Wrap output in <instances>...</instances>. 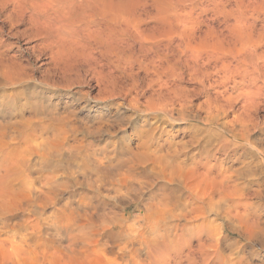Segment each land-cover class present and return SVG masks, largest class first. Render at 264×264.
<instances>
[{
	"label": "bare ground",
	"instance_id": "6f19581e",
	"mask_svg": "<svg viewBox=\"0 0 264 264\" xmlns=\"http://www.w3.org/2000/svg\"><path fill=\"white\" fill-rule=\"evenodd\" d=\"M57 3V0H0V22L3 23V25L0 26V86L11 88L14 91L18 88L27 87L32 81H35L34 74L29 71L32 63L34 60L36 62V60L41 58L44 54H48L51 58L50 63H52L53 66L51 65L52 67L42 73L43 75L38 79L41 84L51 87L53 92L56 93L61 88L70 89V87H73V84L75 85L76 83H79L80 85L83 83L85 84L87 82V74H89L92 78H96L98 82H96L98 84V91L95 95H92L87 91L82 92L83 94L81 97L85 98V104L90 105V102L92 101L98 103L103 101L111 108L115 107L116 100L120 99V101H122L121 103H123L122 105L125 104L132 113L127 115L118 114L116 116L117 119L113 121L102 115L95 119L89 118L88 120H81L78 116V111L75 108H65L60 110L59 106L48 104L47 98H43L44 100L38 98L39 100L33 101L35 102V106L33 105L34 107H31V105L30 109L27 111L28 115L26 116L24 113L21 115V121L18 120L20 123L24 121V125L26 124L27 126L25 131L23 130L22 133L19 132L21 133L19 135L21 141L27 145L28 153L26 152L24 155L30 156L34 152H38V147L42 148L43 155H54L56 160H58L59 155L65 153L80 155L86 151L85 143L89 137H117L118 130L125 131L130 127L129 134L126 131V134L116 139L113 138L112 142H108L104 147L105 150L103 153L104 155H135L138 161L144 165L145 174H152L154 178L161 181L159 185V189L162 191H160L161 195L160 197L158 196L159 198L156 197V195H152L150 200H153L154 202H152V207L150 208H153V205L160 207L164 212V221L165 219H169V217H171V220H173L172 217L177 219L185 217L189 219L188 216L191 219V214L194 212L195 207L198 205L201 207L202 204V206H205L206 203L207 205L209 204V206L222 208V215L224 212L226 213L224 215L231 219H239V217L242 216L243 209L246 208L245 206L250 205L249 201L251 198H249V200L245 199V201H248L249 203L247 202V205L245 203V206L242 205L243 209L240 207L242 212L238 210V205L242 202L241 200L244 196L241 194L245 192L243 191L241 194L239 193V191L242 190L241 185H243V181L241 180L245 177V174H248V171L246 170L251 167L250 164L252 163L249 160L250 153H252L253 150H257L264 156V150L258 146L259 142L255 137L256 134H261L263 135L262 140H264V11L248 10L245 12L242 10H223L219 8L220 6L216 8L204 6L199 8L200 10L190 12L188 15V28L184 27L177 33V35L160 25L151 29L148 36H144V33L141 32L143 37L142 40L130 50V54L127 58H125L123 54L121 55L120 50H118L115 55H112L111 53L107 54L104 52V49L99 50L102 46H100L98 50L95 49V47L90 48L88 46H82L87 54L82 58L79 57L80 59H74L71 50V54L69 55L73 56V63L69 62L70 58L65 57L66 59L63 60H69L68 62L70 64H67L65 61H63V64L61 60L63 57L60 55L62 54L64 39H66L64 33L69 34L70 29L68 32L61 34L62 36L64 35L63 40L62 38L60 39L62 36H58L60 32L56 34L57 27L58 30L61 28L63 30L65 24H60L62 26L61 28L59 23L55 24L57 23L56 21H59V18H62L61 16L59 17L58 10H60L61 7L58 9ZM116 3L117 5L115 3L113 4L116 6L121 5L120 3L118 4V2ZM70 5H72V3H70ZM84 5H86V3ZM73 7L71 9H73ZM67 11H70V9ZM84 16L88 15L84 14ZM74 17L75 15L73 18ZM87 19L88 18H86V20ZM83 20L84 19H82V22H84ZM69 22H66L65 24L67 29L70 27L68 26L69 24L67 25ZM94 22L99 23L97 20ZM70 24L72 25L74 23ZM94 24L91 26L95 27L96 25ZM79 25L81 24H78V26ZM94 27L93 29H96V27ZM73 30H75L74 27ZM78 31L80 30L78 29ZM90 31H92V29ZM96 31L97 32H94V34L98 33L97 29ZM81 32L83 33L85 31ZM118 32L121 34V31ZM100 33H98L99 35H96L95 38L102 35V33ZM68 34L67 36L69 37L70 35ZM85 35L90 37L88 30ZM92 36L93 40L90 39L91 42L95 39V35ZM72 38L73 36L71 37V40ZM11 39L17 40V53L12 52L14 42H12ZM21 39L34 41L36 44H25L24 46L20 43ZM78 39L80 40L81 37ZM82 39L84 38L82 37ZM99 39L100 38L96 39V42L97 40L98 42H102ZM61 40L63 41V45ZM66 43L67 41H65V44ZM81 43L82 42L80 41V44ZM68 48H70V44ZM68 50L70 51V49ZM76 50L77 49H75V54ZM66 53L64 54L65 56L67 55ZM23 57L27 60H23ZM46 64L49 65L48 62L42 61L41 63V65ZM24 89H22V92L20 93L24 94V97L28 99L29 96L26 95V90ZM80 100L81 99H79V101ZM142 117H145L144 122L141 125L136 123L138 122V119ZM186 120H188V123H191H189L188 127L183 128V133L184 135H188L189 143L193 146L191 149H189L190 147L187 149L185 147L186 144L182 146L183 142L177 139L175 141L173 138L175 137L173 132L174 125ZM197 122H201L203 126L198 125ZM14 124L18 125L17 121ZM24 125L22 126L23 128ZM186 130H188V132ZM207 137L209 138V141H207L206 145V142L203 141ZM118 142L122 143L123 146L121 148H118ZM135 142L136 145H134ZM0 143H2V141H0ZM93 154L97 155L99 152L95 149ZM11 155H13V153L10 144L5 142L0 150V208L4 205L8 207L10 202L11 207L13 203L15 204L14 201L17 198L18 204H20L19 198H22L23 200L32 196L28 193L31 184L30 176H34L31 175L29 159L25 157L19 161V157L16 161ZM113 157L114 156H111V159H113ZM130 161L131 160L127 162ZM22 162L23 165L25 162V166H22ZM59 164L55 163L54 168L51 166L54 173L48 181L51 180L54 186L59 184L58 175L56 173L58 172V168H60ZM249 170L252 169L250 168ZM43 171H45V169L43 170L42 168V173ZM250 174L253 175L255 172H251ZM47 175L48 174L45 176ZM112 177L111 181L113 180ZM43 186L45 187V185ZM126 187L128 188V186ZM53 192L55 193V191ZM247 192H245V194ZM252 193L254 194L255 192ZM247 195L248 194H246V196ZM250 195L249 197L252 196ZM108 197L110 198V196ZM50 198L48 199L49 201L52 200V198L51 200ZM123 199L125 200V197ZM112 200L115 201L114 199ZM119 200L118 202H121V200ZM32 201L33 200H31V202ZM189 206L191 207L189 208ZM213 207H211V209L214 210ZM11 208L13 209V207ZM203 208L202 211L204 210ZM5 209L7 208L5 207ZM160 209L157 208L156 211ZM247 209H250V207H247ZM1 210L4 209H0V212ZM9 210L11 209L9 208ZM218 210L220 211V209H217V211ZM145 212L148 211L145 209ZM12 213L13 212H11V214ZM37 213L40 212L37 211ZM256 215L257 214H255V216ZM242 217L245 218V215ZM111 218V222H113V216H111ZM149 218L150 213L145 216L146 222L151 224L150 228L148 227L147 229H151V232L155 234V237L150 235L154 238H146L148 241L143 238L147 242H145V240L143 241L146 243V247H148L149 258H151L152 262H161L160 257H165L166 249L170 250L168 247L169 244H172L170 242L174 241V238L178 239L179 244L183 247L188 246V242H190V240L188 241V236L191 237L192 234H187L188 236H185L183 234L185 226L179 225L181 223L176 225L175 223L174 225H172L173 223L161 224V218V222L159 221L161 225L159 223V225H157L154 221H148L147 219ZM200 218L204 217L202 216ZM244 218H242V221ZM258 218L260 219V217ZM115 220L118 221V218ZM169 220L167 222H169ZM251 220H254V218ZM39 223L41 224V221ZM31 224L34 225L35 223L31 222ZM203 224L205 223L203 222ZM236 224L238 227L229 226L231 228V233L235 230H240V232L243 233V225L240 227L237 221ZM260 225L262 226V224ZM157 226H163L167 232L162 235V231L160 234L157 233L159 229ZM170 228L177 231L171 233L168 231ZM259 228L261 229L260 226ZM179 230L182 232H179ZM148 231L150 232V230ZM198 231L200 230H197V232ZM244 233L247 234L246 232ZM245 234H240L244 243H241L240 240L234 241L232 239L234 241L233 244L240 248L239 251L237 250L238 254L235 257H233V252L229 253L232 254V256L229 255L232 258H229L228 252L226 253L228 258L217 252L219 254H217V257L219 256L221 261L217 259L218 261L213 263V257L207 263L264 264V262H255L253 256L258 254L256 250L252 251L248 256L239 253L248 245H251L255 240H258L260 246L264 248L263 236L260 234L257 236L251 232L248 235ZM209 235L213 236L211 235V232ZM192 237L190 239H192ZM199 238L201 237L199 236ZM22 239L24 243V238H21V240ZM10 241H12V239ZM14 241L16 240L14 239ZM23 243L21 245H23ZM206 245L207 242L203 241L198 248L204 250L206 249ZM6 246H8L7 243ZM174 246L175 248L179 247L178 245ZM17 247L19 246L17 245ZM16 249L19 251L21 250V248ZM12 250L13 248L11 251ZM171 250L173 249L171 248ZM179 250L183 251L184 249L180 248ZM24 251L21 253H24ZM28 252L24 253V255H27ZM188 255L189 254L187 253L186 257H188ZM10 257L12 258V255L9 256V258ZM208 258L209 257L204 258V262H206ZM173 259H175L174 263L176 264H181L183 261H186V259L188 260V258H185V253L184 258H182L180 253L173 257L170 255L165 258L166 261H172ZM192 264L195 263L192 262Z\"/></svg>",
	"mask_w": 264,
	"mask_h": 264
},
{
	"label": "rangeland",
	"instance_id": "374dc122",
	"mask_svg": "<svg viewBox=\"0 0 264 264\" xmlns=\"http://www.w3.org/2000/svg\"><path fill=\"white\" fill-rule=\"evenodd\" d=\"M73 1L74 2L77 1V2H75L74 4ZM57 2H58L57 8L60 9L61 7L60 10L62 11L61 12L60 10L57 9L58 14H59V17L61 16L63 18V20L62 18L58 17L59 21H56L57 23L55 24H58V23L59 25L62 23L66 24V22L70 21L69 23H67V25L69 24L68 26L70 27L67 29L66 25L64 24V27H63L64 31H63L61 28L62 26L60 25L61 29L58 30V27H57L56 34L60 32L58 36H62L61 34L64 32H68L69 29L73 31L71 32L69 30V34L67 33L68 35H70L69 36L70 39L67 36V34L64 33L66 35V36L63 35L64 37H66V39H64V45L62 41L63 36L60 37V39L62 38L61 41L63 45V49L61 52L62 54L60 56L63 58L61 59L60 56L59 58L63 62L65 61L63 59H66L68 57L70 58L69 59L70 61L69 60L68 61L72 63L74 59H78L79 57L82 58L85 54H87L83 50L82 46H88L90 48L95 47V49L97 50L100 46H102L104 48L100 47L99 50L104 49V52H106L107 54L111 53L112 55H115V53L118 52V50H120L121 55L123 54L124 57L127 58L128 55L130 54V50H132L133 47L136 44L138 45V42L142 40L143 37H142L141 32L144 33V36H148L151 29L160 25L166 28L167 30L174 32V34L177 35V33L181 31L184 27L188 28V15L190 14V12L194 10H200L199 8H202L204 6H208L209 8H216L220 6L219 7L220 9L233 10V11H241V10L245 12H247L248 10L250 11L263 10L264 11V0H122V1L121 0H89V1L81 0V2L80 0H66V2L65 0L63 1L57 0ZM116 2H118V4L120 3L121 5L116 6L117 5ZM70 3H72V5H70ZM85 3L86 5H84ZM113 3H115L116 5ZM72 7L73 9H71ZM69 9L71 12L67 11ZM84 14L88 16H84ZM74 15L76 18L75 17L73 18ZM86 18L88 19L86 20ZM60 19H61V22H60ZM82 19H84L83 20L84 22H82ZM96 20L99 23L97 22L95 23L94 21ZM70 23H74V24L71 25ZM78 24H81L79 25L80 27L78 26ZM93 24L96 25L95 27L98 30V33L100 32L102 33V35L98 36V38H100L99 40H101L102 42H98V40L96 42V39L98 38H95V37L96 35H99V34L98 33L94 34V32H97V31L96 29H93L94 26H91ZM2 25L3 23L0 22V26ZM88 25L91 27H89ZM72 26L75 28V30H73ZM78 29L80 31H78ZM89 29L90 30L92 29V31H90ZM60 30L63 32H61ZM87 30L89 32L90 37L87 36L88 34L85 35ZM81 31H85V32L82 33ZM118 31H121V34ZM71 35L73 36L72 40H71V37H72ZM92 35H95L94 36L95 39L94 41L91 42L90 39L93 38ZM80 37L81 39L79 40L78 38ZM82 37L85 40L82 39ZM11 41L14 42V45L16 44L15 46L13 45L12 52L17 53L18 52L17 43H16L17 40L11 39ZM65 41H67L66 44H65ZM80 41L82 42L81 44H80ZM20 43L24 46L25 44H28V45L36 44V42L28 41V39H21ZM69 44H70V48H68ZM71 44H72V47L73 46L76 47V48L75 47L73 48L77 49L76 50L77 58L75 54V49L71 47ZM68 49H70V51ZM71 50L73 52L72 55L74 56V59L72 55L71 56L69 55L71 54L70 53ZM65 53L67 54L66 56L64 55ZM46 55L44 54L41 58L37 59L38 61L36 60L35 62L34 60V62L32 63V66L29 68V71L32 74H34L35 81H32L27 87H24L25 89L18 88L17 90L14 91L11 88H5L3 86H0V110H1L0 112L1 113L0 114V141H2V143H0V146H1L0 150L2 148V145L5 144V142L9 143L11 147V151L13 153L11 157L16 161L19 157H20L18 159L19 161H21L25 157L29 159L30 165H31V175H34L33 177L30 176L31 184L29 186L30 189H28V193L31 194L32 196H29L28 198L23 199L26 201H23L22 198H19L20 204H18V200H17L18 198L17 199L15 198L16 199L14 201L15 204L14 203L13 205L11 204L12 205L11 207H13V209L10 207L11 202L9 203L8 207L4 205L7 209H5L4 206L0 208V209H4V210H1L0 212V229H1L0 237L2 238V239L0 238V264H152V263L155 264L156 262L154 261L152 262L151 258H149L148 247H146L147 245H145L146 243H144L143 241L146 238L153 239L155 237V234L151 232V229H147L148 227L150 228V225H151L147 223L145 220V216L148 213H150V218L147 219L148 221L149 220L152 222L154 221V223H156L157 225H159L161 221H162L161 224H169V223L172 224L173 223L172 225H174L175 223L176 225V224L181 223L179 225L185 226V228L183 229V234L185 236L187 234L188 235L192 234L191 237L193 236L192 237L193 240H192L190 239L191 237L187 235L188 241L190 240V242H188V246H184V247L179 244L178 239L174 238L173 239L174 241L170 242L172 244H169L168 248H170V250L166 249L167 251L165 253V257L164 258L160 257L161 262L159 261V263L157 262L156 264H162V263L173 264L175 262V259H173L172 260L173 262H172V261H166L165 258L169 257L170 255L173 257L178 253L181 254L182 258H184V253H185V258H188V260L186 259V261H183L181 264H187V263L192 264V262H194L195 264H198V263L206 264L213 257H214L213 258L214 260L212 262L214 263L218 261L217 259L221 261L220 257L219 256H218L219 258L217 257L218 253L222 254L223 256L224 255L227 256L226 253L228 252V256L229 255L232 256L233 254V257H235L238 254V251L240 250V248L235 246L233 242L240 240L241 243H244V241L241 239V235L245 234L244 232L247 233L245 235H248L251 232V233L256 234L257 236H259L260 234L261 236L264 237V230H263L264 229V156L260 154L257 150H253L252 153H250L249 160L252 162L250 164L251 166L250 168L252 170H249L250 168L246 170L248 171L247 172L248 174H245L244 175L245 177L243 176L245 179L242 178L241 180L243 181V185H241L242 190L239 191L240 194L243 191L245 192L248 191L246 193L248 195L246 196L245 192L241 194L242 196L243 195L244 196L242 197V200H241L242 202L238 205L239 206L238 210L241 211L243 209L242 205L245 206V203L247 205L248 201H245V199L249 200V198H251L249 201L250 205L245 206L246 208L243 209V212L241 211L242 216L245 215V218L241 216L239 217V219H234V218L231 219L227 217L226 215H224L226 214L224 212L222 215V211H221L222 208L209 206V204L207 205L206 203L205 206H202L203 204L201 205L202 208L204 207L203 211H202V208L199 207V205L198 206L196 205L197 207H195L194 212L191 214V219L189 216H188L189 219L185 217H182L180 219L172 217L173 220H171V217H169L170 220L165 219V221L163 220L164 212L160 209V207H156L153 205V208H150L152 207L151 205L152 202H154L153 200L152 201L150 200V198H152V195H156V197L158 196L160 197L161 195L160 193L161 190L159 189V185L161 181H158V179L154 178L152 174H145L144 165L138 161L135 155H128V154L104 155L103 153L105 150L104 147L106 146L108 142H112L113 138L114 139L119 138L120 136L126 134L127 132L129 134L130 127H128L127 128L128 130H125V131L118 130L117 137H113V136L112 137L110 136L89 137L85 143L86 151H84L80 155L79 154L76 155L72 153H65L63 155H59L58 160H56L54 155H50V156L43 155L42 148L40 147H38L39 149L38 152H34L32 155H30L32 159L30 158L29 155H24L26 152L28 153V150L26 147L27 145L23 141H21L19 135L23 132V130L25 131L27 126L26 124L24 125V121L20 123L21 121L20 118H21V115L24 113L27 116L28 115L27 111L30 109V106L31 105H32L31 107L35 106V102L33 101L39 100L40 98L42 100H44L43 98H47L48 104L57 105L60 107V110H63L65 108H70V109L75 108L78 111V116L80 117L81 120H88L89 118L95 119L98 116L102 115L105 118L112 119L113 121L117 119L116 116L118 114L127 115V114L132 113V111L129 108H127L125 104L122 105L123 103H121L122 101H120V99H118L119 101L116 100L115 107H111V108L108 107L107 104L104 103L103 101L99 103L92 101L90 102V105L85 104L84 102L85 98L81 97V95L83 94L82 92L87 91V92H90V94L95 95L98 91V87H97L98 82L96 78H92V76L89 74H87V77H86L87 82L85 84L83 83L80 85L79 83H76L75 85L73 84V87L71 86L70 89L61 88L58 92L54 93L51 87L43 85L38 81V79L43 75L42 73H44V71H46L48 68L53 66L52 63H50L51 61V58L49 57L50 55L48 54ZM24 57H23V60H27V59H24ZM42 61L48 62L49 65L47 64L41 65ZM68 61H65V62L67 64H70ZM22 89L26 90V95L29 96L28 99L24 97V94L20 93L22 92L21 91ZM78 98L81 100L79 101ZM144 119L145 117H142L138 119V122L136 123H139L141 125L144 122ZM18 120L20 121L18 122ZM16 121L18 125L14 124L16 123ZM189 123H188V120L181 121V123L175 124L174 129H173V132L175 135V137L173 138L175 139V141L177 139L183 142L182 146L186 144L187 146L185 145V147L187 149L189 147H190L189 149L193 147L192 144L189 143L188 135L186 134L184 135L183 133V128L188 127ZM22 124L24 125V128L22 127L23 126ZM197 124L200 126L202 125L201 122H197ZM186 131L188 132V130ZM255 137H256V140L259 142L258 146L264 150V140H262L263 135L256 134ZM207 141H209L208 137L203 142H206V145H207ZM117 144L119 146L118 148H121L123 146L121 142H118ZM134 145H136V142L134 143ZM95 149L99 152V154L97 155L93 154ZM111 156H114L113 159H111ZM129 160L131 161L127 162ZM55 163H58V164L61 163L59 164L60 168H58V172H56L58 175V183H59L57 186H54L51 180L48 181L49 178L54 173L51 166H53L54 168ZM22 166H25V162H24V165L22 162ZM42 168L43 170L45 169L43 173H42ZM250 171L252 173L255 172V174L251 175ZM46 174L48 175L45 176ZM111 177L113 179L112 181H111ZM110 183H113V184H110ZM43 185H45V187ZM126 186H128V188ZM253 188L254 189L257 188V189L254 190ZM130 190L131 192L135 191L136 193L135 192L131 193ZM53 191H55V193ZM252 192H255V193L253 194ZM46 194H47V197H46ZM117 195H118V199H117ZM249 195L251 197H249ZM108 196H110V198ZM44 197H46L47 199ZM124 197H125V200L123 199ZM49 198L51 201L48 200ZM53 198L55 201L53 200ZM111 198L114 200L115 199L117 200L113 201ZM34 199L36 202L34 201ZM119 199L121 200V202H118ZM31 200L33 201L31 202ZM115 202H116V205H115ZM190 207L191 206H189V208ZM211 207H213L214 210L211 209ZM247 207L248 208L250 207V209H247ZM9 208L11 210H9ZM155 208L156 209L159 208L160 210L156 211ZM206 208L210 210H207ZM216 208L220 209L221 212L219 210L217 211ZM145 209L148 212H145ZM9 211L13 213L11 214V212ZM37 211L40 213H37ZM10 214H11V217H10ZM255 214L257 215L255 216ZM194 215H197V216H194ZM201 215L204 218H200L202 217ZM111 216H113V222H111L112 220ZM258 217H260V219ZM117 218H118V221L115 220ZM242 218H244L245 222L244 220L242 221ZM253 218L255 221L251 220ZM121 219H123L124 221ZM168 220L169 222H167ZM29 221H31L32 223L34 222L35 224L32 225L31 222ZM40 221H41V224L39 223ZM236 221L240 227L241 225H243L242 227L244 228L243 233H241L240 230H235V231H232L231 233L230 227L232 226L238 227V225L236 224ZM203 222L205 224H203ZM259 223L262 224V226ZM203 225H204V228H203ZM259 226L261 227V229L259 228ZM157 227L159 228L157 233L160 234L162 231L161 233L162 235L165 232H167L165 231L163 226H161L162 228L159 226ZM171 229L172 228L168 229V231H170L171 233L172 232L175 233L177 231L175 229H172L171 231ZM148 230H150V232ZM197 230H200V231L197 232ZM201 230H202V233H201ZM205 231H207L208 233ZM179 232H182V231L179 230ZM210 232H211V235L213 236L209 235ZM38 235L39 237L41 236L40 239ZM150 235L154 237H151ZM199 236L201 238H199ZM21 238H24V243L27 242L25 243V246L23 243V239L21 240ZM11 239L12 241H10ZM14 239L16 241H14ZM146 240L145 242L148 241ZM203 241L207 242L206 249L200 250V248L198 247H200V243ZM6 243L8 244V246H6ZM22 243L23 245H21ZM17 245L19 247H17ZM174 245L176 246L180 245V246L175 248ZM9 247L11 249L13 248V250L11 251ZM6 248L9 250V252ZM16 248H19V249L21 248V250L19 251ZM171 248L173 250H171ZM180 248L184 250L183 251L179 250ZM254 250L258 252L257 255L253 256L255 262L256 263L264 262V248L260 246V242L258 240L253 241L251 245H248L244 250L240 251L239 253L248 256ZM23 251L24 253H27L28 251L29 252L27 255L26 254L24 255V253H21ZM174 252H175V255H174ZM231 252L233 253L229 254ZM20 253L21 255L22 254L23 255L21 256ZM187 253L189 254L188 257H186ZM8 254L9 256L12 255V258L11 257L9 258ZM206 257H209L210 259L208 258V260L204 262V258ZM229 258H232V257L229 256ZM212 262L210 264H213Z\"/></svg>",
	"mask_w": 264,
	"mask_h": 264
}]
</instances>
